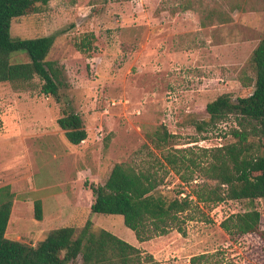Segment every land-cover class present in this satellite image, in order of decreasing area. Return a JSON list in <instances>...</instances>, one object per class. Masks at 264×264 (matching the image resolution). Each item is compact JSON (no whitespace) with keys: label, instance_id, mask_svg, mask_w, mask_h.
<instances>
[{"label":"rangeland","instance_id":"rangeland-1","mask_svg":"<svg viewBox=\"0 0 264 264\" xmlns=\"http://www.w3.org/2000/svg\"><path fill=\"white\" fill-rule=\"evenodd\" d=\"M13 37L51 35L47 59L61 68V100L40 92L36 78L28 89L0 83V187L11 185L14 205L6 236L37 244L62 226L105 228L136 244L121 214L94 213L92 185L102 184L119 162L139 161L158 150L151 140L164 127L176 135L170 146L216 147L234 141V115L208 131L205 105L229 93L233 100L254 90L250 58L264 35V0H51L39 11L14 18ZM87 39L88 51L79 47ZM30 61L27 52L13 63ZM79 113L88 131L70 143L58 118ZM264 141V139H263ZM184 183L171 171L160 191L191 195L204 179ZM215 184L214 181H209ZM43 219L35 218L36 200ZM185 224L142 243L157 255L155 264H190L193 255L219 251L226 263L264 264L258 233L232 237L221 222L257 208L264 200L199 203ZM225 263V264H226ZM70 264H83L78 257ZM146 264H154L147 261Z\"/></svg>","mask_w":264,"mask_h":264},{"label":"trees","instance_id":"trees-1","mask_svg":"<svg viewBox=\"0 0 264 264\" xmlns=\"http://www.w3.org/2000/svg\"><path fill=\"white\" fill-rule=\"evenodd\" d=\"M51 0H0V83L10 82L16 89H28L36 78L42 81L40 92L61 100V68L56 61L47 59L55 38L45 35L35 38L13 37L14 18L37 12ZM87 39L81 50H90ZM27 52L30 61L13 63L12 54ZM250 65L254 90L251 94L233 100L229 93L219 95L205 105L208 120L197 123L199 131H208L218 123L234 115L239 127L230 134L233 142L216 147H173L170 141L176 137L164 127L151 140L158 150L142 152L139 161L116 163L106 181L92 185L94 213L121 214L140 242L156 236L168 235L177 229L185 234V224L190 213L206 205L227 200H264V35L253 50ZM67 140L80 144L88 137L82 116L66 110L58 118ZM174 171L182 182L195 180L198 173L205 181L191 195L179 191L168 196L160 191L168 175ZM214 181L215 184L209 183ZM15 193L11 185L0 187V264H70L82 257L83 264H155L152 255L124 240L111 231L92 230L93 222L85 226L55 228L37 244L10 239L6 236ZM35 218L43 219V203L36 200ZM262 213L257 209L231 214L221 222V227L232 237L258 233L264 241L261 229ZM219 251L193 255L190 264H225ZM230 264V263H226Z\"/></svg>","mask_w":264,"mask_h":264},{"label":"crops","instance_id":"crops-1","mask_svg":"<svg viewBox=\"0 0 264 264\" xmlns=\"http://www.w3.org/2000/svg\"><path fill=\"white\" fill-rule=\"evenodd\" d=\"M164 236H167V235H164ZM137 240H138V239H137ZM142 243H144V242H140V241L138 240V242H137L136 244H133V245H135V246H137V247H139V248H144V250H145V249H146V250L148 249V250L152 251V249H150L149 247L142 246V245H141ZM131 244H132V243H131ZM154 258L157 260V259H158L157 255H155Z\"/></svg>","mask_w":264,"mask_h":264}]
</instances>
